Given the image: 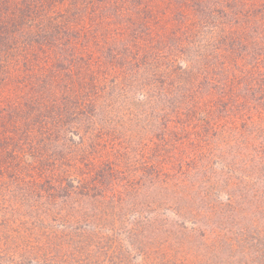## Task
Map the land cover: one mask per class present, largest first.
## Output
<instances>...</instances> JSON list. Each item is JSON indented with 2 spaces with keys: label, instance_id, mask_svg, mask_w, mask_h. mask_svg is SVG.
Returning <instances> with one entry per match:
<instances>
[{
  "label": "trees",
  "instance_id": "16d2710c",
  "mask_svg": "<svg viewBox=\"0 0 264 264\" xmlns=\"http://www.w3.org/2000/svg\"><path fill=\"white\" fill-rule=\"evenodd\" d=\"M178 18L181 23H175ZM110 35L115 38L112 43L107 42ZM223 50L230 52L232 62L225 60ZM107 58L112 64H107ZM260 58L264 61V0H0V195L1 189H7L16 197L38 199L30 201L25 210L28 218L18 226L1 222L0 264L37 261L20 252V245L32 250L31 238L37 241V235L53 233L46 220L64 222L82 209H75L82 203H71L74 210L64 212L56 200L74 195L103 199L108 182L122 173L110 160L117 155L116 142L111 146L113 130L106 123L97 131L93 128L94 121L102 120L95 110L102 104L110 107L114 93L123 91L115 60L126 62L120 65L123 74L129 64L132 69L146 64L157 67L151 71L156 84L148 89L150 95L164 101L163 108L181 106L179 119H185L190 97L201 93L198 89L212 79V72L234 75L238 71L233 79H240L239 83L246 79L258 103L253 107V98L246 100L249 105H241L244 114L233 115V121L248 116L261 125L264 74L259 64L249 67ZM227 102L230 106L235 100ZM260 125L261 141L255 151L263 162L264 128ZM127 130L128 135L136 131ZM70 132H78L77 146H71ZM191 175L189 182L199 186V199L206 202L193 211L197 220L193 226L201 214L213 219L217 205L239 212L241 219L264 214V204L246 203V198L238 203L228 187L230 203H210V196L219 193L221 174ZM212 180L214 185L208 189ZM87 210L78 215L88 220L90 216V222L97 214H115ZM234 221L229 218L227 223L236 226ZM260 242L264 249V241ZM189 260L188 264H199L196 256Z\"/></svg>",
  "mask_w": 264,
  "mask_h": 264
},
{
  "label": "rangeland",
  "instance_id": "374dc122",
  "mask_svg": "<svg viewBox=\"0 0 264 264\" xmlns=\"http://www.w3.org/2000/svg\"><path fill=\"white\" fill-rule=\"evenodd\" d=\"M175 23H181L180 18L175 19ZM114 40L110 35L107 42ZM223 53L225 60L232 62L230 52L223 50ZM135 57L137 55H133L137 59ZM258 60L249 67L259 64L264 74V61ZM105 61L113 62L108 58ZM114 62L118 65L114 70L120 74L118 81L124 86L123 91H118L122 94L114 91L110 107L102 104L95 110L102 120L94 121L93 128L97 131L101 129L100 124L106 123L108 129L113 130L111 146L116 142L113 150L117 155H111L110 160L114 162V169L122 173L108 182L106 187L113 190L102 186L105 187L103 199L61 196L56 203L63 206L64 212L73 209L71 203H82L75 207L82 208L78 214L88 207L95 212L105 213L104 209L115 214H97L91 222L90 216L88 220L78 214L56 224L46 220L53 227V233L42 238L37 235V241L36 237L31 238L35 242L32 250L29 249L32 253L25 251L22 245L19 251L36 258L37 261L30 264H188L195 256L199 264H264L260 242L264 241V214L255 217L247 214L241 219L239 212L217 205L213 219L201 214L198 224L193 226L197 222L193 211L199 210L198 203L201 207L206 202L199 199V186L189 182L195 172L205 173L207 177L213 172L220 173L219 193L210 196V203H230L228 187L238 203L246 198V203L264 204L261 193L264 191V161L260 162L255 151L261 141L260 123L256 120L254 123L248 116L233 121V115L244 114L241 105L246 100L253 98V107L258 103L253 87L248 88L246 79H242V83L240 79H233L239 74L236 66L234 75L210 71L212 79L205 81L202 90L198 89L199 95L190 97L191 103L183 106L187 115L179 119L177 111L181 106L163 108L164 101L150 95L153 93L148 89L156 84L151 71L157 67L146 64L132 69L129 64L123 74L120 65L126 62ZM241 99L244 101L239 103ZM233 100L234 105L227 106V101ZM229 109L230 112H226ZM131 127L136 131L128 135L127 128ZM260 127L264 128V123ZM203 133H208V137L203 138ZM68 136H73L71 146H77L78 132H70ZM66 142H70L68 138ZM213 182L208 183V189L213 187ZM44 187L47 188L46 184ZM1 191L0 224L8 222L16 227L27 220L25 210L30 201L34 203L37 198L33 196L31 200L22 195L16 197L7 189ZM91 203L94 205L90 206ZM229 218H234L236 226L228 225ZM149 221L147 225L145 222ZM211 229L215 232L211 233ZM231 231L234 235H230ZM222 234L229 236L224 238Z\"/></svg>",
  "mask_w": 264,
  "mask_h": 264
}]
</instances>
